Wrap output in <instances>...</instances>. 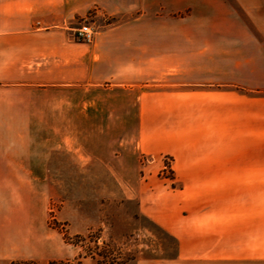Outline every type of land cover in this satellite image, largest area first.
I'll use <instances>...</instances> for the list:
<instances>
[{
  "label": "crops",
  "instance_id": "crops-1",
  "mask_svg": "<svg viewBox=\"0 0 264 264\" xmlns=\"http://www.w3.org/2000/svg\"><path fill=\"white\" fill-rule=\"evenodd\" d=\"M145 1L0 0V261L39 259L45 247V192L30 179L46 175L47 87L98 81L92 55L79 59V43L66 27L94 9L136 17ZM239 1L255 26L225 32L243 33L245 41L196 47L171 41L167 53L155 59L157 76L182 66V88L169 93V102H153L157 116L148 133L142 125V145L147 152L174 156L180 188L142 182L139 197L142 212L175 238L176 250L143 256L135 264H264V72L234 69L239 55L253 68L264 67V17L248 9L249 0ZM149 2L150 16L157 17V0ZM258 9L264 12V1ZM157 29L152 25L150 34ZM165 33L190 31L167 25ZM152 42L151 37L153 58L158 53ZM31 113L43 114L42 121L31 122Z\"/></svg>",
  "mask_w": 264,
  "mask_h": 264
},
{
  "label": "rangeland",
  "instance_id": "rangeland-1",
  "mask_svg": "<svg viewBox=\"0 0 264 264\" xmlns=\"http://www.w3.org/2000/svg\"><path fill=\"white\" fill-rule=\"evenodd\" d=\"M261 1L249 0L245 5L264 17V12L256 10ZM149 3L145 1L136 15H142L139 20L94 9L66 27L67 36L79 43V59L92 55L91 69L98 81L47 87L46 175L30 179L40 193L45 192V247L39 259L0 264H50L55 260L135 264L143 256L163 257L176 250L175 238L140 206L142 182L148 186L158 180L180 188L174 182V156L147 152L142 145L143 134L157 116L153 102H169V93L182 88L178 73L182 66L157 76L155 61L167 53L171 43L196 47L205 42H243L247 35L225 31H235V26L254 28L255 23L244 14L239 0H157V17L150 16ZM83 23L95 30L91 43L76 38V29ZM119 25L126 27L111 30ZM152 25L158 28L156 34H150ZM167 25L189 27L190 33L168 35ZM202 26L207 31H199ZM151 37L152 52L158 53L153 58ZM245 61L239 55V64L234 66L239 74L252 69L264 72V67L253 68ZM83 70L79 68V73ZM42 118L41 113L29 114L31 122ZM145 192L149 197L148 187Z\"/></svg>",
  "mask_w": 264,
  "mask_h": 264
},
{
  "label": "built area",
  "instance_id": "built-area-1",
  "mask_svg": "<svg viewBox=\"0 0 264 264\" xmlns=\"http://www.w3.org/2000/svg\"><path fill=\"white\" fill-rule=\"evenodd\" d=\"M76 37L78 40L91 43L95 39V30L90 24L83 23L76 29Z\"/></svg>",
  "mask_w": 264,
  "mask_h": 264
},
{
  "label": "trees",
  "instance_id": "trees-1",
  "mask_svg": "<svg viewBox=\"0 0 264 264\" xmlns=\"http://www.w3.org/2000/svg\"><path fill=\"white\" fill-rule=\"evenodd\" d=\"M70 263L76 264L75 261H71ZM50 264H66V263L65 261H62V260L61 261L55 260V261H52Z\"/></svg>",
  "mask_w": 264,
  "mask_h": 264
}]
</instances>
